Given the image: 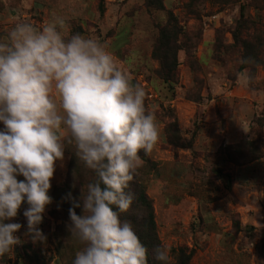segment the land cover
Wrapping results in <instances>:
<instances>
[{
	"label": "rangeland",
	"instance_id": "rangeland-1",
	"mask_svg": "<svg viewBox=\"0 0 264 264\" xmlns=\"http://www.w3.org/2000/svg\"><path fill=\"white\" fill-rule=\"evenodd\" d=\"M188 3L167 0L165 10L150 11L145 0H0V38L18 22L40 28L58 15L67 34L107 44L157 116L159 140L139 173L172 264L180 249L193 251L190 264H264V0H208L199 16ZM172 13L185 37L176 78L165 81L154 50ZM249 144L258 160L242 167L228 161L226 146ZM65 149L41 225L47 243L24 236L25 204L12 221L24 225L22 243L0 264H72L80 250L66 228L71 205L64 197L78 198L93 174L72 145Z\"/></svg>",
	"mask_w": 264,
	"mask_h": 264
},
{
	"label": "clouds",
	"instance_id": "clouds-1",
	"mask_svg": "<svg viewBox=\"0 0 264 264\" xmlns=\"http://www.w3.org/2000/svg\"><path fill=\"white\" fill-rule=\"evenodd\" d=\"M64 25L58 15L40 28L21 21L0 38V257L22 243L24 225L12 221L25 204L24 236L47 243L41 225L67 143L93 174L78 198L64 197L71 205L66 228L81 245L72 264H149V249L122 215L134 208L129 189L141 153L151 155L158 143L157 116L107 44L69 35ZM151 257L172 264L165 245Z\"/></svg>",
	"mask_w": 264,
	"mask_h": 264
},
{
	"label": "trees",
	"instance_id": "trees-1",
	"mask_svg": "<svg viewBox=\"0 0 264 264\" xmlns=\"http://www.w3.org/2000/svg\"><path fill=\"white\" fill-rule=\"evenodd\" d=\"M146 7L148 10H165V2L167 0H145ZM208 0H189L188 7L193 10L195 16H199L197 7ZM185 37V32L181 28L177 17L172 13L169 16L168 23L161 27L160 36L155 46L154 57L160 63V76L165 81H172L176 78L177 73V51L180 50L179 39ZM253 144L245 146H226L225 156H227L228 161L235 163L237 166H245L259 159V155L255 153ZM253 156H247V153ZM142 159L146 157L141 153ZM247 157V158H246ZM136 179L130 185V191L134 192L136 195V201L134 204L133 211L128 214L122 215V219L131 220L136 228L137 234L145 246L149 249V264H156V262L151 257V250L161 245L158 232L157 224L155 221V213L152 200L149 198L146 187L141 181V176L139 173ZM179 260L177 264H190L193 255V251L186 256V251L180 249Z\"/></svg>",
	"mask_w": 264,
	"mask_h": 264
}]
</instances>
